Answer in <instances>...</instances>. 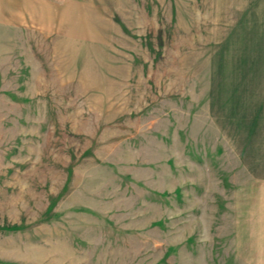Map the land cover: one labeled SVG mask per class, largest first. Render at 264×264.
I'll return each instance as SVG.
<instances>
[{"label":"rangeland","instance_id":"rangeland-1","mask_svg":"<svg viewBox=\"0 0 264 264\" xmlns=\"http://www.w3.org/2000/svg\"><path fill=\"white\" fill-rule=\"evenodd\" d=\"M0 264H264V0H0Z\"/></svg>","mask_w":264,"mask_h":264},{"label":"crops","instance_id":"crops-1","mask_svg":"<svg viewBox=\"0 0 264 264\" xmlns=\"http://www.w3.org/2000/svg\"><path fill=\"white\" fill-rule=\"evenodd\" d=\"M49 16H50V14H49Z\"/></svg>","mask_w":264,"mask_h":264}]
</instances>
